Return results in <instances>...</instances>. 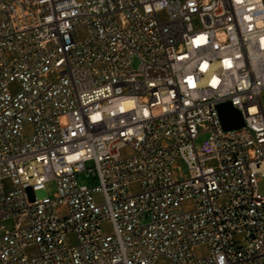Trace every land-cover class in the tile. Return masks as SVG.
Segmentation results:
<instances>
[{
  "label": "built area",
  "instance_id": "1",
  "mask_svg": "<svg viewBox=\"0 0 264 264\" xmlns=\"http://www.w3.org/2000/svg\"><path fill=\"white\" fill-rule=\"evenodd\" d=\"M263 95L264 0H0V264H264Z\"/></svg>",
  "mask_w": 264,
  "mask_h": 264
},
{
  "label": "water",
  "instance_id": "2",
  "mask_svg": "<svg viewBox=\"0 0 264 264\" xmlns=\"http://www.w3.org/2000/svg\"><path fill=\"white\" fill-rule=\"evenodd\" d=\"M219 113L226 129L237 128L244 124L241 112L231 102L220 104Z\"/></svg>",
  "mask_w": 264,
  "mask_h": 264
},
{
  "label": "rangeland",
  "instance_id": "3",
  "mask_svg": "<svg viewBox=\"0 0 264 264\" xmlns=\"http://www.w3.org/2000/svg\"><path fill=\"white\" fill-rule=\"evenodd\" d=\"M138 60L135 62V66L137 67L138 65ZM263 104H264V95H263ZM204 137H200L198 139V143L201 142L203 140ZM182 172L183 173H186L187 172V167L186 165L182 164ZM80 181L82 183H86V184H90L93 182V178L91 176H87L86 174H82L80 175L79 177ZM57 189V185H56V182L54 180H51L47 183V190H46V193L50 196H52L54 194V192L56 191ZM259 189L260 191H262L264 193V179L260 182L259 184Z\"/></svg>",
  "mask_w": 264,
  "mask_h": 264
}]
</instances>
